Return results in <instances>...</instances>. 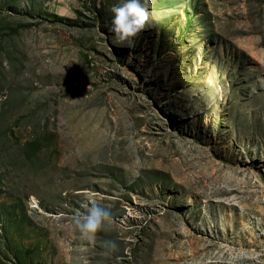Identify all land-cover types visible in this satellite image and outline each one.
<instances>
[{"label": "rangeland", "instance_id": "1", "mask_svg": "<svg viewBox=\"0 0 264 264\" xmlns=\"http://www.w3.org/2000/svg\"><path fill=\"white\" fill-rule=\"evenodd\" d=\"M117 3L0 0V264H264V0Z\"/></svg>", "mask_w": 264, "mask_h": 264}, {"label": "clouds", "instance_id": "2", "mask_svg": "<svg viewBox=\"0 0 264 264\" xmlns=\"http://www.w3.org/2000/svg\"><path fill=\"white\" fill-rule=\"evenodd\" d=\"M147 0H118L110 9L111 19L109 31L115 38L117 46H133L134 38L144 29L148 14ZM111 220V212L106 207L90 204L85 211L72 215L71 222L78 233V238L88 243H94L97 233L104 231ZM104 255H111L117 248L113 240L102 242Z\"/></svg>", "mask_w": 264, "mask_h": 264}]
</instances>
